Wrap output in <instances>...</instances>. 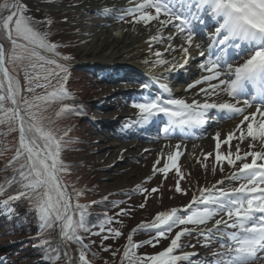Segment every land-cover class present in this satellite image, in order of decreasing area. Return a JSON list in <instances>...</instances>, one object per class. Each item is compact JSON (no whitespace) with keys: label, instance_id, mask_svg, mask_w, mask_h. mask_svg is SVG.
<instances>
[{"label":"snow or ice","instance_id":"1","mask_svg":"<svg viewBox=\"0 0 264 264\" xmlns=\"http://www.w3.org/2000/svg\"><path fill=\"white\" fill-rule=\"evenodd\" d=\"M169 2L170 0H165V3ZM186 3L189 4V8L184 12L162 7L161 0H143L136 7L129 8L126 15L133 17L131 21L133 23L143 22L147 25L153 20H159L161 28L171 25V28L178 33H186L187 47L181 45L180 48L185 58L193 50L197 36L192 21L195 19L202 27L208 24L209 19L214 21L209 58L205 61L203 59L205 53L200 52L202 59L199 66L202 71L207 72V75L196 83L208 85L207 88L200 89L205 97L226 93L231 100L223 103L207 102V100L200 103L194 100L189 104L183 99L169 97L134 103L133 107L138 110L140 120L144 123H149L162 114L167 117L170 127L179 126L188 129L204 125L205 116L211 109L225 111L233 116H242L235 131L240 132L239 139L243 141L246 138L243 125L246 123L247 137L251 138V142L247 145L250 150L241 155L237 144L236 156L232 159L231 141L234 132H230L223 141L219 134L214 136L216 161L218 163L227 161L232 171L226 178L230 181H238L239 185L232 189L218 188L217 185H222L224 179L217 180L212 187L198 189V194H193L192 200L184 209L171 208L161 211L151 224L142 223L137 229H133V233L155 230L156 235L153 240L137 244L133 243L132 233H129L122 264L124 260L127 264H176L178 260H187L190 255L195 254L175 256L172 253L180 247L181 237L191 235L193 231H197L205 239L214 238L216 234L226 236L228 242L220 241L221 247L226 251L218 254L226 258V264H254L255 261L264 259V0H186ZM193 8L196 10L195 13ZM149 9H154V14ZM162 13L165 19H159ZM32 23V19L24 15V6L20 0H4L0 3V123H8L19 132L17 154L9 163L12 164L21 157H24L25 161L16 170L19 179L13 177L11 181V184L19 185L18 189L14 194H8L7 199L0 203L8 206L12 201L30 200L36 211L41 233L59 224L63 239L80 244V264H90L86 258L88 245L83 244L81 237L76 235L78 229L90 231L84 223L87 209L77 204L75 209L80 219L78 222L73 221L70 196L61 185L58 176V173L65 170L60 159L63 138H58L44 124L42 115L47 105L62 103L71 97L66 88L69 65L59 63L52 56L41 55L40 50L51 53L63 61H68L71 57L60 56L56 52L58 45L50 43L47 33L35 30ZM152 39L156 40L157 37L154 36ZM199 47L195 45V48ZM231 49L237 51L225 59L223 53ZM214 50L218 52L213 57L211 52ZM155 55L159 57L161 54L157 52ZM241 59L242 63L239 62ZM23 60H28L29 66L34 70L31 73L24 72L26 89L21 88L19 80L11 74L9 67L16 66ZM158 63L166 62L160 59ZM37 69L39 72L36 71ZM213 81L216 82L212 83ZM37 89H44L43 94H37ZM22 91L32 93V96L24 97ZM241 102L242 106L238 107ZM254 105L255 112L245 115V110ZM73 111V107L63 105L57 115ZM163 131L167 135L169 127H165ZM255 142H258V151L251 150L257 146ZM222 144L229 147L227 156L220 154ZM178 155L179 152L169 154L163 167H157L160 164L158 158L153 164V171L166 175L170 169L177 168ZM247 157H251V162H247ZM205 159H208V156H205ZM237 161L241 163L237 165ZM221 171H224L223 167ZM177 175L180 176L178 170ZM137 190L147 192V189H141V186H137ZM74 191L76 196L81 195L79 190ZM151 191L155 193L158 189L153 188ZM176 192H182L179 180L176 184ZM2 195H5V190L0 186V196ZM140 207L144 205L141 204ZM8 210L12 209L9 207ZM123 214H126L124 210L117 215ZM210 221H213L211 226H209ZM111 223L112 219L106 216L99 225L100 232H105V225ZM188 225L205 227L189 228ZM179 226L184 227H180L175 233L165 250L147 257L136 255L134 249L141 247L143 243L155 246L160 238H166L167 233ZM227 229L234 231H226ZM120 235L119 230L109 227L107 235L102 236V241ZM47 243L48 241L42 240L41 246ZM189 264L192 262L189 261Z\"/></svg>","mask_w":264,"mask_h":264},{"label":"rangeland","instance_id":"2","mask_svg":"<svg viewBox=\"0 0 264 264\" xmlns=\"http://www.w3.org/2000/svg\"><path fill=\"white\" fill-rule=\"evenodd\" d=\"M86 1L87 0H39L37 2V0H24L22 5L24 6V15L32 19V26L35 30L46 33L45 26H47L50 30L51 28L53 29L51 35L54 38L58 37L56 32H59L61 34L60 37L63 36L65 41H67V37L73 39L72 43H67L62 46L63 51L70 52L66 55L71 57L68 61L59 60V57L40 50L41 55L52 56V58L57 59L59 63L67 65L70 62L72 63V61L75 63V66L69 64L70 76L68 81L71 79L70 89L72 91L70 97L72 93L74 94L79 91L82 93L84 91L86 94L84 99L88 100L85 103L88 105L90 121L87 120V127L83 124H78V127L83 128V131L87 132L92 147L91 150L87 152L73 153V158L78 162H82L83 157L89 155V173L92 174V180L94 181L96 188L104 195L111 199L122 197L121 195H128L127 198L129 199L125 200L122 204V208L125 209L124 212L126 214L117 215L123 210L119 206L115 207L114 210L110 212L109 216H112L114 220L119 219L118 228L116 227V230L121 232V235L116 240L118 241L117 245L119 247H122L126 243L129 233H132L133 243L141 244L142 242L147 241V236L154 235L155 230H141L133 233V229L138 228L135 225L141 223L151 224L155 216L161 211L170 210L171 208L184 209V207L192 200L193 194H198V189L212 187L216 184L217 180L224 179V183L222 185H217V187L225 189L235 188L239 185V182L230 181L226 178L232 171V168L229 167L226 160L219 163L216 161L215 157L217 150L211 151V149H208V145L210 147V142L207 143L204 141L205 146L200 149L202 152L193 156L192 154H189L188 148H191V146H188L187 143H179L178 140L166 138L167 135L165 136L163 131L165 127H169V132H174V128L176 129V126H169L167 117H164L161 114L153 118L149 123H144L140 120L138 110L133 107L134 103L147 102L152 99L160 100L168 97L162 93H159L160 95L157 94V96L152 95L153 93H157V91L154 92L149 86L150 83L144 81L142 76L130 74L125 71L130 76H134L132 79H134L133 82L136 83H127V87L124 86L125 89H119L118 91H114V89H112L113 87H108L104 82L105 79L102 77V75L105 74L104 72H106L105 70H112L110 71L113 73V77L111 78L112 82L124 79L128 80L129 77H127L128 75L125 77L119 75V73H117L119 69H116L115 66H94L90 64L91 60L94 58V51L91 49L93 47L92 39L94 38L95 32L91 33L92 31H90V33H88L89 26L87 25H89V22L94 19V16L90 14L85 15L86 13L81 11V6L86 3ZM139 1H141L140 3L143 2V0ZM3 2L4 0H0V3ZM133 7L136 6L127 7V9ZM151 10L154 14V9ZM70 14H72L70 17L73 19L69 18ZM114 16L115 24L121 30L132 27L134 28L139 25L140 27L143 26L144 28H147V25H143L142 22H131L133 17L126 15V10L117 12ZM62 18H68L70 22L66 24L67 30L64 28L62 31L55 30L53 24L60 21ZM161 18H166L163 13L160 15L159 19ZM86 22H88V24ZM153 22L154 20L151 21L150 24ZM41 26L43 28H41ZM111 29L112 28H110V31ZM170 31L176 32V30ZM111 32L114 37L118 35L116 32ZM177 38L178 40L180 39V41H177L176 39L177 42L181 45L184 44L185 41H182L183 38H181V36ZM155 49L156 50L152 51V53L146 51L143 59H156L157 56L155 54L157 52L160 53L162 48L155 47ZM108 52L106 53L108 54ZM166 56H168V54ZM151 66L153 65L151 64ZM188 66L193 67V64L189 63ZM9 67L11 74L19 80L21 88L26 89L27 84L24 79V72L28 71L31 73L34 71L29 66V61L23 60L18 62L16 66L10 65ZM36 71L39 72V69ZM41 75H43V73H41ZM140 81L142 83H139ZM143 85L147 86L143 87ZM36 92L37 94H43L44 89H37ZM179 94L180 93H177L176 95H178L179 99H182ZM183 94L185 93L183 92ZM22 95L30 98L32 93L22 91ZM110 96L113 97L111 98ZM66 101H68V99L63 102ZM57 104L61 103H51L47 105L46 110L43 111L42 115L44 117V124L55 134L57 133V135H61L60 133L65 132L68 125H72V127L74 125L73 123H68L67 119L64 117L58 116L55 112H52ZM79 107H81V105H79ZM2 126L5 130V132H1L2 135L5 136L6 134H9L10 128L8 123H0V128ZM99 132L100 135L98 134ZM62 138L61 152L62 149L68 147L67 144L72 141L69 134L65 135L64 133ZM141 140H147L149 141L147 143L156 144L157 148L150 146V148L147 149L142 146L140 142ZM206 140H208V138ZM131 142L138 146H136L135 149L131 148L127 145V143ZM168 144H181L187 146L180 145L179 149L171 151L167 149L168 147L166 148ZM231 145V158L235 159L236 142H233ZM219 151L220 154L227 156L229 152L228 145L223 144ZM246 151H249V149L247 148ZM177 152H179L176 161L177 168L170 169L166 175L153 171V164L158 158L160 159V164L157 165V167H163L164 163L167 162L168 155ZM240 154L242 155V150H240ZM205 156H208V159H205ZM247 162H251V157H247ZM240 163L241 161H237V165ZM214 166L215 171H213ZM221 167L224 169L223 172L221 171ZM177 170L179 171L180 176L177 175ZM61 172L64 175L60 174L59 180L61 185L69 193L70 204L73 205V210V193L70 189L73 183L70 181V172ZM181 177L183 178L181 179ZM178 180L182 189V192L180 193L176 192V184ZM137 186H141L142 189H147L146 194H148L142 195V193L145 192H139ZM153 188L158 189V191L155 193H149ZM145 197H147V199H145ZM80 203V201H76L75 206L77 204L80 205ZM141 204H143L144 207L141 208ZM79 219V214L74 209L73 221L78 222ZM211 223H213V221L209 222V226H211ZM180 227L184 226L174 228L169 234H166V238H160L159 243H156L155 246L143 243L142 246L139 247V254H137V256L147 257L148 253H150L149 256L155 255L153 252L154 250L156 251V254L159 253V251L161 252L162 249L160 248L171 241L175 236V233L180 230ZM187 227L194 228L192 225H188ZM198 227L204 228L205 226L201 225ZM226 231H234V229H227ZM93 232L99 233L97 235H92L90 233L88 236L91 242L94 241V249L98 250L97 246L104 249L103 251L100 249V253L94 255L96 260L92 261L89 259L90 264H119V262H116L118 257H120V253L117 255V252H119L117 246L115 245V248L112 249L111 247L107 248L108 244H104V242L113 240L114 238L102 241V236L107 235L106 229L105 232L101 233L100 228H95ZM199 237L204 238V236L196 231L192 232L191 235L181 237V240L179 241L180 247L175 249L173 253H177L176 255L195 254L183 264H189V261H191L192 264H226V258H223L218 254L226 251L225 248L221 247L220 241L223 240L228 242L227 237L216 234L214 238H210L216 240V243L214 245L210 244L207 248H205L206 243L204 241H202V243L198 241ZM24 240L26 239L23 236H15L11 231L6 230L4 227H0V262H2V264H48L36 254L26 252L22 245ZM105 248L108 249V252H106ZM113 251L115 253L114 256L113 254H110V252L113 253ZM90 254L93 255L92 252ZM261 261L262 259L259 260L260 263L254 262V264H264V262ZM123 264H127V261L124 260Z\"/></svg>","mask_w":264,"mask_h":264},{"label":"bare ground","instance_id":"3","mask_svg":"<svg viewBox=\"0 0 264 264\" xmlns=\"http://www.w3.org/2000/svg\"><path fill=\"white\" fill-rule=\"evenodd\" d=\"M141 1L139 0H87L86 3H84L81 6V11L86 13L85 15H92L94 16V19H92L91 22H89L88 27V33L92 31L91 33L95 32L93 40V47L91 50L94 51V58L91 60L90 64L94 66H100V65H111L115 66L116 69H119L117 73L119 75H122V77H129L128 80H120L116 82H112V75L110 71L112 70H105V74L102 75V77L105 79V83L108 85V87H113L114 91H118L119 89H125L127 87V83H136L133 82L134 79H132L134 76H130V74H136L143 77L144 81L147 83H150V88L155 92L156 90L159 92L161 91L171 95L172 98H179L176 95L177 93L180 94V98H183L185 101L193 102L199 101L200 103H204L206 100L207 102H222L228 99L226 97L225 93H220L218 95H211L208 97H205L202 92H200L201 88H207L208 85L205 83H200L197 85V88L193 84L192 87L189 88L190 92L187 94H183V92L186 91V84H182L184 81V77H182V73H186L184 68H188V64L192 63L194 61V57L198 56L200 54L197 53L201 47H204L205 43L209 45L211 43L210 37L212 36V33L214 32L215 22L209 19L208 24L205 26V28H210L208 30V34L210 36H196L195 38V44L193 45V50L191 51L190 55L185 58L183 52L180 50L181 44L177 41V37L181 36L183 38V34L176 32H172L170 30H175L171 28V25L161 28L159 25V20H154L152 24H147V28H144L143 26L140 27H132L129 29L121 30L119 29L115 24V16L117 12H122L123 10H128L127 7L130 6H137ZM161 2H165V0H161ZM169 4L173 6V9L176 11L183 10L184 12L188 11L189 4L186 3V0H170ZM151 9H149L150 11ZM195 13V8L192 9ZM152 11V10H151ZM72 14L69 15V18ZM117 17V16H116ZM73 19V18H72ZM75 19V18H74ZM165 19V18H161ZM76 21V20H75ZM88 24V22H86ZM143 25H146L142 22ZM192 26L197 31L198 28H201L198 24V22L194 19L192 21ZM204 27V26H203ZM116 32L118 35L114 37L112 35V32ZM157 37L156 40H153V37ZM171 37V38H169ZM177 39V41H176ZM203 39V40H202ZM186 38H183L182 41L184 42ZM171 43V44H170ZM184 47H187V44L184 42L182 44ZM195 45H199V48H195ZM155 47L162 48V54L160 51V56L156 59H143V57L146 54V51H149V53L155 49ZM109 51V52H108ZM111 51V52H110ZM237 50L231 49L228 50L232 55ZM108 52V54L106 53ZM218 50H214L211 52L214 56L217 54ZM168 54V56H166ZM170 56V57H169ZM141 59V60H139ZM164 60L166 63L160 64L158 63V60ZM185 59H187V63H185ZM242 63V59L239 61ZM235 65V62H233ZM151 64L153 66H151ZM155 64V65H154ZM184 69V70H183ZM127 71L128 73H126ZM108 72V73H107ZM197 72V70L195 71ZM199 76H195L194 79L191 76L187 79L186 83L187 86L190 84V81H197L201 80L203 76L207 75V72L205 74H196ZM163 78V80L161 79ZM194 82V83H195ZM216 81H213L212 83H215ZM139 83H142L141 81ZM174 83V84H173ZM152 85V86H151ZM125 86V87H124ZM184 86V87H183ZM107 87V86H105ZM149 88V90H150ZM159 88V89H158ZM151 94V93H150ZM152 95L157 96V93H153ZM175 96V97H174ZM111 98L113 96H110ZM231 100V98H230ZM229 100V101H230ZM88 100L83 99L81 104H86L85 102ZM228 101V102H229ZM235 103V101H231ZM223 103V102H222ZM242 106L241 104L237 105ZM254 112L253 107L247 108L245 110V115H249ZM109 114V113H107ZM239 118L235 119L234 121H231L230 123H227L225 126V129L221 131V133H218L220 136L221 141H223L227 135L230 132H234L235 134V127L239 122L242 120V116H238ZM259 114H257V120H259ZM106 123V122H104ZM243 127H246V123L243 125ZM206 128V127H205ZM216 133V132H212ZM100 135V132L98 133ZM198 134V132H197ZM199 135V134H198ZM217 134H211L208 137V140L204 139L205 137L199 138L198 141L195 142H189L187 145L191 146V148H188L189 154H192L193 156L197 155L198 153L202 152V148L205 146V142H210V147L208 145V149H211V151L216 150V141H214L213 137ZM134 137V136H133ZM142 146L145 148H150V146H154V148H157L156 144H150L147 143L149 141H140ZM258 145V142L256 143ZM126 145V144H125ZM131 148L135 149L136 144L133 142L127 143ZM187 145H181V146H187ZM243 145H246L244 143ZM180 146V145H179ZM126 147V146H124ZM168 147V148H167ZM177 145L174 144H168L166 148L168 150L174 151L177 150ZM159 148V146H158ZM112 151V150H108ZM188 153V152H187ZM111 157V156H109Z\"/></svg>","mask_w":264,"mask_h":264},{"label":"trees","instance_id":"4","mask_svg":"<svg viewBox=\"0 0 264 264\" xmlns=\"http://www.w3.org/2000/svg\"><path fill=\"white\" fill-rule=\"evenodd\" d=\"M39 0H37L38 2ZM54 1V0H52ZM21 4H23L24 0H20ZM49 21V20H46ZM69 22L68 18H62L60 21H57L53 24V28L58 31H62L63 28L67 30V23ZM70 23V22H69ZM66 25V26H65ZM64 26V27H62ZM46 27L47 39L48 41L58 45L56 52L60 54V56L68 55L69 51H63L62 46L67 43H72L73 39L71 37H67V41L64 40V37H60L61 34L56 32L58 37L54 38L51 34L53 29L51 30ZM41 28H43L41 26ZM45 33V32H44ZM9 46V45H6ZM69 63V62H68ZM69 64H73L70 62ZM70 76V74H69ZM77 78V77H76ZM70 81H67L66 88L69 93H71L70 89ZM83 86V85H82ZM81 86V87H82ZM80 87V88H81ZM86 96L85 92L82 93L79 91L77 93H72V99H68L66 102H62L61 104H57L52 112L57 114L60 111V108L63 105H68L74 108L73 112H65L58 116L64 117L67 119V122L72 124L73 127L67 126L66 131L60 133L61 135L56 136L58 138L62 137L64 133L67 132L72 138L71 143H68V147L62 149L60 153V159L65 166V170L63 172H70V181L73 183L70 189L72 191V203L74 204L73 210L75 209V202H81V206L86 207V214L84 223L85 225L91 229L93 226L100 225V223L105 219L108 212L112 211L114 206H116L115 199H111L108 196L104 195L99 189L94 185V181L92 180V174L89 173L90 169L88 168L90 164L89 155L83 157L82 162H78L73 158L76 152L83 153L91 150L92 144L87 136V132L83 131V128L78 127V124H83L85 127L88 126L87 120L89 118L88 115V105L81 104L82 100ZM81 105V107H79ZM9 134L5 136L2 135V131L5 132L4 127L0 128V186H3L5 190V195L0 196V202L7 199L8 194H14L18 189V184H11L12 178L16 177L19 179L18 170L20 168V164L24 163V157H21L18 161L10 164L9 162L13 160V158L17 154L16 148L19 147V136L17 134V130L14 126H10ZM14 150V151H12ZM64 175L62 172L58 173V176ZM67 176V174H66ZM74 190H79L81 195L76 196ZM76 200H75V199ZM0 211L4 217L3 224L6 225L9 230L13 233V235L17 236H25L28 238V241L25 242V250L29 251L37 256L41 257L44 261H47L49 264H71L72 255H73V264H80V244L73 240H65L61 235V230L59 224L54 225L51 228L43 230L41 233V229L39 227V220L36 214L34 207L32 206V202L28 199H20L17 201H12L8 206L0 203ZM73 206V205H72ZM12 210L9 211L8 208ZM76 211V209H75ZM119 219H117L114 224L111 225L113 229L118 228ZM142 224V223H141ZM139 224V225H141ZM139 225H135L138 227ZM110 227L109 225H105ZM87 233L82 229H78L76 235L80 236L81 239L85 242V245H88V248L92 250L95 248L94 243L90 241L87 237ZM118 237H115L113 240H109L104 242V244H108L107 248L111 247L112 249L117 246V249L120 253V257L116 262L122 264L123 253L126 245L128 244V239L126 243L121 247L117 245L118 241H116ZM48 241L47 244L41 246V241ZM96 244V243H95ZM113 244V245H112ZM98 250L94 249L96 255L103 251L104 248H99ZM99 251V252H98ZM136 255L139 254V248L134 249ZM87 255L86 258L89 260H96V257L89 254L86 250ZM108 252V251H106ZM66 253V254H65ZM114 253V251H113ZM110 252V254H113ZM150 253H148V256ZM114 256V255H113ZM100 257V256H99ZM98 257V258H99ZM108 257V256H107ZM146 257V256H145ZM110 258V257H108ZM112 258V257H111ZM56 259V261H54ZM113 261V260H112ZM111 263V262H109ZM116 264V263H115Z\"/></svg>","mask_w":264,"mask_h":264}]
</instances>
